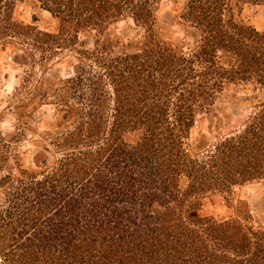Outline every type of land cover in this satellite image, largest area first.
<instances>
[{
	"label": "trees",
	"instance_id": "trees-1",
	"mask_svg": "<svg viewBox=\"0 0 264 264\" xmlns=\"http://www.w3.org/2000/svg\"><path fill=\"white\" fill-rule=\"evenodd\" d=\"M23 1L0 0V45L19 42L22 64L37 52L77 64L60 96V156L43 146L34 167L4 171L0 147V263L264 264L263 207L201 214L205 195L264 180V29L243 18L264 0H181L179 40L160 33V0H35L56 31L18 22ZM123 18L143 31L108 35ZM232 87L252 109L223 132ZM201 114L208 133L192 140Z\"/></svg>",
	"mask_w": 264,
	"mask_h": 264
},
{
	"label": "rangeland",
	"instance_id": "rangeland-1",
	"mask_svg": "<svg viewBox=\"0 0 264 264\" xmlns=\"http://www.w3.org/2000/svg\"><path fill=\"white\" fill-rule=\"evenodd\" d=\"M180 1L159 2L160 33L166 40L185 37L176 19L182 7ZM14 15L18 22L41 30L56 31L58 27V21L35 0L20 2ZM243 18L263 30L264 4L246 5ZM142 31L131 18H123L112 24L107 34L134 38ZM82 38L89 43L92 41L91 36L83 35ZM19 44L15 41L7 46L0 45V147H3L8 157V163L2 167L4 171L11 167L16 169L18 163L25 168L34 167L35 156L43 146H48L55 157L60 156L55 143L58 132L62 130L57 128L61 115L60 96L71 93V85L67 80L75 77L74 66L77 64L76 55L70 52L48 59H43L41 53L37 52L30 64H22L16 58L22 56ZM42 92L43 96L40 95ZM247 93L250 91L232 87L218 102V111L225 118L223 132L237 126L250 113L252 105L242 103ZM70 101L73 104L76 102L73 97H70ZM208 124L207 116L201 114L193 129L192 140L198 138L201 132L208 133ZM72 126L73 122L66 124L68 129ZM1 174L3 171L0 170ZM238 199L248 200L253 208L263 207L264 214V180L236 188L233 195L218 192L205 195L202 198L201 214L218 220L233 218L236 213L228 206V200L236 205Z\"/></svg>",
	"mask_w": 264,
	"mask_h": 264
}]
</instances>
